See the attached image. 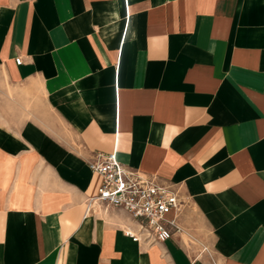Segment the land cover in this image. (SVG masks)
Instances as JSON below:
<instances>
[{"label":"crops","instance_id":"crops-1","mask_svg":"<svg viewBox=\"0 0 264 264\" xmlns=\"http://www.w3.org/2000/svg\"><path fill=\"white\" fill-rule=\"evenodd\" d=\"M94 151L178 230L82 216ZM0 264H264V0H0Z\"/></svg>","mask_w":264,"mask_h":264},{"label":"built area","instance_id":"built-area-1","mask_svg":"<svg viewBox=\"0 0 264 264\" xmlns=\"http://www.w3.org/2000/svg\"><path fill=\"white\" fill-rule=\"evenodd\" d=\"M14 61L19 63V57ZM87 165L100 181L95 194L84 198L82 216L96 207L121 208L137 223L135 230L122 229L132 241H163L178 230L182 201L172 183L158 182L151 175L126 168L114 152L94 151Z\"/></svg>","mask_w":264,"mask_h":264}]
</instances>
